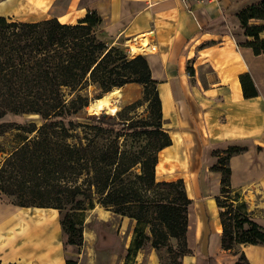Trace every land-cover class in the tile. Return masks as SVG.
I'll return each mask as SVG.
<instances>
[{"label":"trees","instance_id":"trees-1","mask_svg":"<svg viewBox=\"0 0 264 264\" xmlns=\"http://www.w3.org/2000/svg\"><path fill=\"white\" fill-rule=\"evenodd\" d=\"M235 15L244 44L264 53V0ZM100 24L91 9L75 23L55 16L24 21L0 15V119L13 113L40 120L0 122V193L17 205L65 210L60 223L66 243L77 246L83 241L84 211L99 204L135 220L126 258L149 242L157 250L168 248L170 259L161 264H182L191 252L186 242L191 199L181 178L155 179L158 151L171 143L162 126L157 81L146 58L104 40ZM239 80L244 96L256 95L248 74ZM128 83L143 86L147 115L118 120L104 112L79 115L90 100V85L98 98ZM244 148L213 150L210 166L220 173L215 200L221 245L235 251L240 244L264 245L263 227L230 184L229 157ZM239 259L245 261L244 255ZM66 264L76 260L66 258Z\"/></svg>","mask_w":264,"mask_h":264},{"label":"crops","instance_id":"crops-1","mask_svg":"<svg viewBox=\"0 0 264 264\" xmlns=\"http://www.w3.org/2000/svg\"><path fill=\"white\" fill-rule=\"evenodd\" d=\"M257 0H210L190 7L181 0H1L0 15L14 16L11 4L34 5L24 21L50 16L75 23L87 9L101 17L106 41L129 47L145 37L150 74L157 81L162 126L171 143L158 151L155 179L181 178L188 206L186 242L191 252L182 264H264L263 244L221 245V222L215 196L220 173L210 169L212 151L228 145L245 148L229 157L230 184L240 191L251 218L264 229V53L255 54L236 17L238 9ZM129 40V41H128ZM143 43V42H142ZM128 50V48H126ZM134 52L131 53V56ZM248 74L257 91L244 96L239 76ZM131 84V83H129ZM251 91L249 82L245 84ZM100 218L130 224L129 217L93 207ZM84 222V221H83ZM87 233V236H86ZM84 246L66 249L59 210L21 206L0 193V264H94ZM243 254L245 261L239 259ZM159 264L150 244L137 250L133 264Z\"/></svg>","mask_w":264,"mask_h":264},{"label":"rangeland","instance_id":"rangeland-1","mask_svg":"<svg viewBox=\"0 0 264 264\" xmlns=\"http://www.w3.org/2000/svg\"><path fill=\"white\" fill-rule=\"evenodd\" d=\"M15 3L16 2L11 4V7H9L8 11L15 12V14H13V17L19 16L18 19L30 18L31 15L35 13V11L36 12L38 11V8L34 5H27V4H24V2L18 5ZM2 10H7V8L1 7L0 11ZM42 16L43 15L41 16L37 15L36 18L43 19ZM100 36H102V38L106 40V37L104 36V34H101ZM138 40L140 42H143L144 44L147 43V40L145 39V37L141 36L138 38ZM119 46L122 47L124 50L128 48L127 46L121 45V44H119ZM139 48L140 47H138V49L133 50L134 55L142 54V52H145L147 50L146 49L142 51ZM118 91L119 92L113 98L114 104H116V106L118 107L117 112L115 114H110L104 111V113L115 117L116 120L120 118L142 117L148 114L147 109H146L147 101H145L143 97V86L141 84H138V83L129 84L128 83L120 87ZM88 94L90 97V100L88 102L89 104L91 101H94V99H96L93 96L94 92H93L92 85L88 87ZM132 102H135V104L133 106H130ZM87 106L85 107L84 110H82L79 113V115L99 114L96 112L89 111ZM36 118L37 117L32 114L8 113L2 119H0V122L14 121V122L23 124L25 123V121L30 122L31 120H34V121H37V124L40 123V120ZM5 135H6V138L8 139L9 135L7 134ZM2 140H3V137H0V141ZM97 206L102 207L99 204H95L94 207L96 208ZM63 213H65V210L59 211L60 219ZM113 214H116V213L113 212ZM116 215H120V214H116ZM83 217H84L83 231H85V227H86V232H88L89 235L90 234L92 235V240L90 241V245H89L90 250L88 252V255L93 256L94 264H133L134 263L136 253L132 257H129V258L125 257L127 248L130 244V241L133 235V227L135 225L134 219L129 218L130 224H127L128 226H124V228L121 229L122 222L120 223L114 222L112 225L111 222L107 221L108 219L100 218L95 213L93 208L85 210L83 213ZM63 233H64V244H65L66 249H70L72 251H79V252H81V249H85L86 251H88L87 249L88 246H84V241H82V244L80 246H77L75 244L66 243V234L65 232ZM86 236H87V233H86ZM83 240H84V237H83ZM170 242L172 245L176 244V242L173 239H171ZM147 246H149V242L146 243L145 247ZM234 247L237 248V246H234ZM167 249H168L167 247H162L159 250L155 249V256L159 264L163 262H167L170 259L171 254L168 252ZM139 263L142 264L141 261Z\"/></svg>","mask_w":264,"mask_h":264},{"label":"bare ground","instance_id":"bare-ground-1","mask_svg":"<svg viewBox=\"0 0 264 264\" xmlns=\"http://www.w3.org/2000/svg\"><path fill=\"white\" fill-rule=\"evenodd\" d=\"M129 45L133 50L138 49V47H140L139 49H141L142 51L147 49V46L139 40H135L132 42V44L129 43ZM119 88L120 87H113L110 91L104 93L101 97L94 99V101H91L87 106L88 110L96 113L105 111L110 114H115L118 110V107L116 106V104H114L113 98L119 92Z\"/></svg>","mask_w":264,"mask_h":264},{"label":"built area","instance_id":"built-area-1","mask_svg":"<svg viewBox=\"0 0 264 264\" xmlns=\"http://www.w3.org/2000/svg\"><path fill=\"white\" fill-rule=\"evenodd\" d=\"M186 7H190L192 4H203L205 2H208L210 0H181ZM129 55H131V53H133V49L131 48V46L128 47V50H126Z\"/></svg>","mask_w":264,"mask_h":264}]
</instances>
